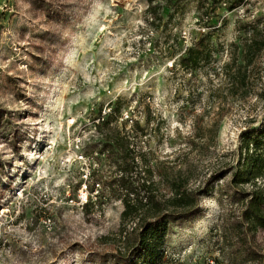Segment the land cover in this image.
Wrapping results in <instances>:
<instances>
[{
  "label": "rangeland",
  "instance_id": "1",
  "mask_svg": "<svg viewBox=\"0 0 264 264\" xmlns=\"http://www.w3.org/2000/svg\"><path fill=\"white\" fill-rule=\"evenodd\" d=\"M145 6L0 0V264H111L105 256L126 248L123 204L107 187L115 167L94 127L115 102L113 124L129 134L136 169L159 196L176 177L189 189L212 188L199 215L171 225L169 264H264L246 260L248 250L264 256V230L236 239L242 204L226 201L229 175L217 176L235 163L241 132L264 124V53L243 100L213 71L239 41L235 22L264 15V0L231 11L219 2L207 16L187 0L155 31ZM207 32L211 63L188 74L174 62Z\"/></svg>",
  "mask_w": 264,
  "mask_h": 264
},
{
  "label": "trees",
  "instance_id": "2",
  "mask_svg": "<svg viewBox=\"0 0 264 264\" xmlns=\"http://www.w3.org/2000/svg\"><path fill=\"white\" fill-rule=\"evenodd\" d=\"M187 0H146L143 19L146 27L155 31L166 29L172 17ZM203 15L215 11V4L222 2L227 11L242 5L244 0H195ZM201 14V15H202ZM238 42H231L228 60L219 67L216 75H222L226 91L231 98L243 100L252 91V69L264 53V15L249 20L235 22ZM212 34L207 32L195 43L185 46L178 54L175 65L188 74L205 69L211 63ZM239 48L240 54H239ZM113 104L108 112L97 116L95 130L100 134V153H106L113 161L115 176L107 187L117 192L122 201L120 212V231H124V250L111 252L105 257L111 264H169L163 244L172 224L193 219L200 213V199L211 193L208 184L189 189L185 187V178L176 177L169 196L158 195L151 178L144 179L137 171L138 153L131 146L129 134L113 124L119 112ZM133 130H141L137 120H132ZM132 130V131H133ZM220 175H229L228 190L225 199L229 204L240 202V218L234 224L233 231L239 242L247 241L250 234L258 229L264 230V124L241 132L236 149V160ZM217 179V178H216ZM251 188L247 190L245 185ZM89 204L85 203L87 207ZM127 223L131 229L125 233ZM244 239V240H240ZM241 242V243H242ZM244 243V242H243ZM246 260L264 261V256L248 250Z\"/></svg>",
  "mask_w": 264,
  "mask_h": 264
},
{
  "label": "built area",
  "instance_id": "3",
  "mask_svg": "<svg viewBox=\"0 0 264 264\" xmlns=\"http://www.w3.org/2000/svg\"><path fill=\"white\" fill-rule=\"evenodd\" d=\"M202 29H203V28H202ZM182 38H184L183 40H184V42H185V41H186L185 39L187 38V37H186V32H185V31H183ZM125 119H128L129 121H131V118H129V116H128L127 114H125Z\"/></svg>",
  "mask_w": 264,
  "mask_h": 264
}]
</instances>
